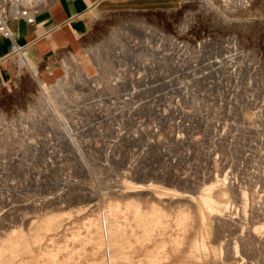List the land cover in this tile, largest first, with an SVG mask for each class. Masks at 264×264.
<instances>
[{"label":"rangeland","instance_id":"obj_1","mask_svg":"<svg viewBox=\"0 0 264 264\" xmlns=\"http://www.w3.org/2000/svg\"><path fill=\"white\" fill-rule=\"evenodd\" d=\"M212 1L90 12L84 46L119 16L123 42L96 72L76 70L75 52L54 72L72 87L63 125L30 97L40 73L12 57L0 88V264H264V0H248L249 27L225 25L226 0ZM221 177L232 187L215 186ZM127 181L165 190L157 222ZM210 185L219 203L203 223L197 194Z\"/></svg>","mask_w":264,"mask_h":264},{"label":"crops","instance_id":"obj_2","mask_svg":"<svg viewBox=\"0 0 264 264\" xmlns=\"http://www.w3.org/2000/svg\"><path fill=\"white\" fill-rule=\"evenodd\" d=\"M180 3L181 0H52L33 22L8 18L11 37L0 33V88L13 78L17 68L13 56H21L30 71L40 73L51 83L53 72L63 67L64 59L82 48L89 29L87 15L94 10L148 11Z\"/></svg>","mask_w":264,"mask_h":264},{"label":"bare ground","instance_id":"obj_3","mask_svg":"<svg viewBox=\"0 0 264 264\" xmlns=\"http://www.w3.org/2000/svg\"><path fill=\"white\" fill-rule=\"evenodd\" d=\"M50 0H34V4H37L38 6H44L47 4V2ZM214 1V0H213ZM212 1V2H213ZM216 1V0H215ZM214 1V2H215ZM202 4V3H201ZM255 5L256 2L255 1H248V0H239V1H220V6L223 7L226 12H228L229 16H231L230 20H224L223 23L225 25H235V26H246L249 27L251 24L255 23L254 22V18L255 17H251L255 10ZM206 14V12H205ZM204 14V15H205ZM208 16H210L208 14ZM207 16V17H208ZM227 16V15H226ZM235 16H240L243 17L244 20L243 21H239L238 19L234 20ZM115 17V16H114ZM123 16H119L113 19V22L111 25H108V27L106 28V30L104 32H100L97 35L94 36L93 39H91L90 42H87L86 45L82 47V49H79L78 51H76L73 54L74 59L76 60V62L74 63L76 70H78L80 73H84L86 75H88L89 73H91L92 71H95L99 68L105 67L106 63L109 59L110 56V51L108 49V44L111 45H117L118 43H122L123 42V36H122V31L120 29L121 28V24L120 21ZM133 17V16H132ZM132 17H128V19H126V21L130 24L133 23L134 21H136V18H132ZM205 17V16H204ZM237 18V17H236ZM112 20V19H111ZM125 20V19H124ZM222 21V20H221ZM259 22V21H258ZM145 34V33H144ZM149 37V36H148ZM144 38V37H143ZM115 47V46H114ZM113 47V48H114ZM111 50V49H110ZM117 50V49H116ZM115 58V57H114ZM66 60V59H65ZM68 60V59H67ZM64 63V62H63ZM65 65V63H64ZM73 65V66H74ZM64 67V66H63ZM107 68H109V66L107 65ZM58 70V69H57ZM56 70V71H57ZM25 71V70H24ZM54 71V72H56ZM53 74L55 76L57 73ZM54 76V84H50L47 81H45L44 79H42L41 77L37 80V86L36 88L30 93V97L32 100H37L36 102L39 103L38 101L40 100L41 103L47 105V108L49 109H53L52 111L54 112V115H52V118L49 122L51 123V125H61L64 120H65V115H66V111L63 109L65 102L68 100L67 94L69 93V91H72V87L68 82H63V81H56V79L58 77ZM50 78V77H49ZM68 79V78H67ZM70 80V79H69ZM99 81L98 78H96V82ZM32 88V87H31ZM29 94V93H28ZM29 96V95H28ZM27 98V97H26ZM70 99V98H69ZM73 103V102H72ZM37 106V105H36ZM40 107V106H39ZM31 108V107H30ZM28 110V109H27ZM30 110V109H29ZM31 113V112H29ZM37 115V114H36ZM29 117L31 118H35V115L33 114H28ZM50 116V115H49ZM26 117V116H24ZM40 118V117H39ZM36 120V119H35ZM66 121V120H65ZM63 125V124H62ZM66 126V125H65ZM15 129V128H14ZM26 129V128H25ZM61 129V128H60ZM15 131V130H14ZM64 132V131H63ZM18 133V132H17ZM25 133V132H24ZM13 134V133H12ZM66 134V133H65ZM68 134V133H67ZM185 134V133H184ZM18 135V134H17ZM22 135V134H21ZM63 135V134H62ZM167 135V134H166ZM27 137V136H26ZM215 140V139H214ZM213 142V141H212ZM211 150V149H210ZM216 156V155H215ZM214 160V159H213ZM223 163V162H222ZM215 164V163H214ZM89 166V165H88ZM94 173H96V169L92 170ZM137 171H131V175L129 177H134L136 175ZM220 173V172H219ZM224 173V172H223ZM226 173V171H225ZM224 173V174H225ZM228 173V171H227ZM218 174V173H217ZM221 175V174H220ZM228 175V174H227ZM125 178H123L124 181ZM218 179V177H217ZM221 181L220 182H216L217 184H215V186H222V187H232L233 185V181L228 180L227 177L224 178H220ZM216 181V179H214ZM125 182V181H124ZM152 184H146V183H132V182H128L125 185V192H129V193H136L138 195H142L144 198H146V200H148L150 202L149 208H148V212H150L152 214V212H155L154 214H157L156 217L154 216H148L149 213H147V216L145 217V222L149 223L150 221L152 222H157L159 217H158V212H160L159 207H156L155 205L159 202H162L164 197V191L163 189L160 188H153L151 186ZM155 185V184H154ZM204 187V186H203ZM213 187L214 185H210V186H205L203 188V190L201 191L200 194L198 195V204H201L202 209L204 208V210H201V219L202 222L204 223L206 220V216L205 212L208 213L209 215H213L214 212L216 211L217 207H218V203L217 200L214 197V193H213ZM232 189V188H231ZM114 190V189H113ZM181 191V190H180ZM236 191V190H235ZM169 192V191H168ZM227 192V191H226ZM173 193V192H172ZM179 193V192H176ZM183 193V192H181ZM188 193V192H187ZM246 193V191L244 192ZM184 194V193H183ZM236 194V193H235ZM243 194V193H241ZM247 194V193H246ZM166 195V194H165ZM190 195V194H189ZM195 195V194H194ZM244 195V194H243ZM93 196V195H92ZM167 196V195H166ZM177 196V195H176ZM182 196V195H181ZM260 196V195H259ZM169 197V196H167ZM234 197V196H233ZM245 197V196H243ZM249 197V195H248ZM176 198V197H175ZM180 198V197H178ZM183 198V197H182ZM65 199V198H64ZM63 199V200H64ZM172 199V198H171ZM174 199V198H173ZM62 200V199H61ZM60 200V201H61ZM191 203L196 204L197 203V199L195 196L191 195V198L189 199ZM262 200V199H261ZM45 201V200H44ZM246 200L243 201V204H245V207L247 205V203H245ZM248 201V200H247ZM251 201V200H250ZM53 202V201H52ZM50 202V203H52ZM132 202H138L136 201V199H132ZM249 202V201H248ZM251 203V202H250ZM259 203V202H258ZM39 204V203H38ZM242 204V205H243ZM46 205V204H45ZM257 205V204H256ZM36 206V205H35ZM226 206V204H225ZM220 207V206H219ZM227 207V206H226ZM257 207V206H256ZM255 207V208H256ZM40 208V207H39ZM223 208V207H221ZM229 208V207H228ZM197 209V208H194ZM225 209V208H224ZM248 209V208H247ZM261 209V208H260ZM243 210V207H242ZM182 211V210H181ZM247 211V210H246ZM264 212V211H263ZM219 213V212H218ZM129 214V213H128ZM222 214V213H221ZM259 214V213H258ZM216 215V214H215ZM219 215V214H218ZM228 215V214H227ZM243 215V214H242ZM241 215V216H242ZM253 215V214H252ZM264 215V214H263ZM190 216V215H189ZM224 216V215H223ZM179 218V216H178ZM224 218V217H223ZM226 218V217H225ZM234 218V217H233ZM232 218V220H233ZM244 218H247L244 216ZM261 218V217H260ZM184 217L181 215L180 219H179V226L181 228V224L184 221ZM188 219V218H187ZM217 220V219H216ZM226 220V219H225ZM224 220V221H225ZM236 220V219H235ZM219 221V220H218ZM197 222V221H196ZM195 222V223H196ZM199 222V220H198ZM216 222V221H215ZM5 223V218L0 216V226L1 224ZM184 223V222H183ZM186 223V222H185ZM190 223V222H189ZM226 223V222H225ZM193 224V223H192ZM239 224V223H237ZM62 225H56L53 229H60ZM64 227V226H63ZM183 227V226H182ZM198 227V226H197ZM184 231V230H183ZM140 232V231H139ZM148 235V234H147ZM159 236L162 235V233L158 234ZM146 237V236H145ZM177 237V236H176ZM180 237V236H179ZM150 238V236H149ZM175 238V237H174ZM182 238V237H181ZM2 239V236L0 234V241ZM179 239V238H178ZM196 240V239H195ZM217 242L220 243V239L218 237H216L215 239ZM206 241V240H205ZM226 241V240H225ZM236 242V241H235ZM128 243V242H127ZM222 243V242H221ZM203 244V243H202ZM236 244V243H235ZM222 245V244H221ZM192 246V245H191ZM202 246V245H201ZM231 246V245H229ZM243 246V245H242ZM132 247V246H131ZM208 247V246H207ZM225 247V246H224ZM223 247V248H224ZM239 247V246H238ZM198 248V245L197 247ZM195 248V249H196ZM219 248V246H218ZM217 248V249H218ZM222 248V247H221ZM137 249V248H136ZM216 249V248H215ZM227 249V248H226ZM191 250V249H190ZM239 249H237V246L234 245L231 248V252L237 255V251ZM132 251V249H131ZM221 251V250H220ZM192 252H195L198 256L201 254V251L199 249H196ZM209 252V251H208ZM218 252V251H217ZM249 252V251H248ZM231 253V254H232ZM225 254V252H224ZM248 254V253H247ZM222 255V254H221ZM236 255H234V257H236ZM239 255V254H238ZM263 255V254H262ZM189 256V255H188ZM193 256V254H192ZM223 256V255H222ZM225 256V255H224ZM223 256V257H224ZM114 257V256H113ZM245 257V256H244ZM148 258V255H147ZM165 258V257H164ZM192 258V257H191ZM197 258V257H196ZM238 258V257H237ZM112 259V258H111ZM150 259V258H149ZM152 259V258H151ZM244 259L243 257L241 258V260ZM245 259H247L245 257ZM110 260V259H109ZM152 261V260H151ZM220 261V260H219ZM249 261V260H248ZM146 262V261H145Z\"/></svg>","mask_w":264,"mask_h":264},{"label":"built area","instance_id":"obj_4","mask_svg":"<svg viewBox=\"0 0 264 264\" xmlns=\"http://www.w3.org/2000/svg\"><path fill=\"white\" fill-rule=\"evenodd\" d=\"M46 6L47 4L44 5ZM44 7L34 4V0H0V33L5 37H11V31L7 26L8 18H24L28 22H33L36 14Z\"/></svg>","mask_w":264,"mask_h":264}]
</instances>
